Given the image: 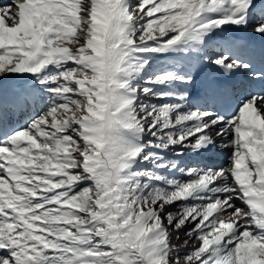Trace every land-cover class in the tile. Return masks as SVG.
Masks as SVG:
<instances>
[{
  "label": "snow or ice",
  "instance_id": "6c2138e0",
  "mask_svg": "<svg viewBox=\"0 0 264 264\" xmlns=\"http://www.w3.org/2000/svg\"><path fill=\"white\" fill-rule=\"evenodd\" d=\"M0 264H264V0L0 3Z\"/></svg>",
  "mask_w": 264,
  "mask_h": 264
},
{
  "label": "rangeland",
  "instance_id": "374dc122",
  "mask_svg": "<svg viewBox=\"0 0 264 264\" xmlns=\"http://www.w3.org/2000/svg\"><path fill=\"white\" fill-rule=\"evenodd\" d=\"M207 18H210V14H206L203 17V19H207ZM222 34H224V32ZM145 58H147V59L150 60V62L152 63L153 69H155V70L166 69V68H169L170 66L179 67L183 63V60H187V58L190 61V58L187 57V56H184L182 53L175 54V55L172 54V53H169L168 55H163V56L162 55H158V54H151L150 53V54H147ZM171 58L176 59V60L173 61V62H169L168 59H171ZM185 67H187V66L185 65ZM202 68H204V69H206V68H212L213 69L215 67H212V66H204ZM203 77L209 78L208 75H204ZM156 90L159 91L161 89L157 88ZM215 157H217V155ZM217 158L221 159V158H224V157H222V156L220 157L219 156ZM177 178L186 179V178H182V177H179V176ZM169 210L170 211H173V212H176L179 209H178V207H172ZM187 227H191V225H188ZM170 231H176V230L170 229ZM184 232H185L184 229L180 230V233L181 234H180L179 241H177L175 239V236L173 237V243L174 244H177L181 248L185 247V245H184V241L185 240H187L190 245H192V244H198V242L195 240L194 237L189 238L186 234H184Z\"/></svg>",
  "mask_w": 264,
  "mask_h": 264
},
{
  "label": "bare ground",
  "instance_id": "6f19581e",
  "mask_svg": "<svg viewBox=\"0 0 264 264\" xmlns=\"http://www.w3.org/2000/svg\"><path fill=\"white\" fill-rule=\"evenodd\" d=\"M4 2H9V0H0V3H4ZM224 36H227V37H231V35H232V33L230 32V31H224V34H223ZM176 59H173V58H171V59H168V61L169 62H173V61H175ZM217 70V69H216ZM219 73H216V72H213V73H211V76H213V75H218ZM235 79H239V78H235ZM219 82H222V80L220 79L219 80ZM224 157V158H221V159H219V158H217V157ZM217 157H214L213 159H214V161H212L213 163H225L226 162V159H227V157L225 156V155H223V154H217Z\"/></svg>",
  "mask_w": 264,
  "mask_h": 264
}]
</instances>
